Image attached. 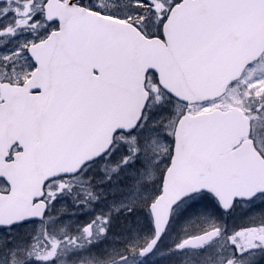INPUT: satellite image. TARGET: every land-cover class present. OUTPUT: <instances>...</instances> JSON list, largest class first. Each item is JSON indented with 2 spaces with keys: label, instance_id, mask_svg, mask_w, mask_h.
<instances>
[{
  "label": "water",
  "instance_id": "1",
  "mask_svg": "<svg viewBox=\"0 0 264 264\" xmlns=\"http://www.w3.org/2000/svg\"><path fill=\"white\" fill-rule=\"evenodd\" d=\"M44 11L46 20L58 22L59 28L29 47L36 65L31 77L18 85L0 81V164H11L0 166L10 186L0 193L4 228L42 219L45 204L33 202L43 196L46 182L100 158L116 133L136 127L149 98V71L177 99L205 102L225 94L264 52V0H183L170 13L164 41L74 0H48ZM224 24L231 36L210 33ZM218 115L189 117L179 124L163 192L151 206L156 235L142 255L153 251L181 200L210 191L228 211L235 199L250 195L264 180V159L251 142L214 162V150L225 141L233 146L249 133L241 112ZM215 121L221 126H214ZM15 145L20 151L7 162ZM212 160H221L218 164H226L229 174L241 180L217 183L212 176L201 181ZM216 234L192 237L179 249Z\"/></svg>",
  "mask_w": 264,
  "mask_h": 264
},
{
  "label": "rangeland",
  "instance_id": "2",
  "mask_svg": "<svg viewBox=\"0 0 264 264\" xmlns=\"http://www.w3.org/2000/svg\"><path fill=\"white\" fill-rule=\"evenodd\" d=\"M15 1L0 3V79L22 83L36 67L29 56V46L47 37L55 25L46 22L42 14L46 0H18L21 4ZM86 5L126 21L155 15L142 0H87ZM166 5L168 8L171 6L169 1ZM225 102L240 108L250 117L251 138L264 155L261 149H264V57L247 69L224 98L209 106H223ZM209 106H197L192 110L197 112ZM183 109L182 104L155 89L140 129L124 140L118 139L112 153L102 161L101 164H115L117 168L107 170L108 179L100 176L94 190L89 185L87 200H84L87 201V211L71 210L64 197L56 198L49 203L45 220L1 236L0 264H11L10 260L14 264V260L25 259L29 251L39 254L37 264H47L44 260L51 255L50 261L62 263L75 255L85 257L89 247L100 248L104 258H118L133 255L146 245L153 235L149 205L159 194L160 180L170 164L173 141L170 132ZM123 142L126 143L125 148L121 146ZM114 156L117 158L114 159ZM194 203L196 201L186 202L180 217L175 220L177 224H173L175 227L172 230L179 232L183 239L192 234L195 226L216 220L213 207L201 210L199 214ZM87 229L92 233H88ZM97 235L100 238L96 241ZM166 239L156 255L144 260L145 264L155 263L158 257L161 260L162 253L167 249ZM50 242H55L56 248L50 247ZM65 242L71 243V246ZM80 242L83 249L73 248L81 246ZM134 259L125 262L133 264ZM26 262L30 264L32 260Z\"/></svg>",
  "mask_w": 264,
  "mask_h": 264
},
{
  "label": "flooded vegetation",
  "instance_id": "3",
  "mask_svg": "<svg viewBox=\"0 0 264 264\" xmlns=\"http://www.w3.org/2000/svg\"><path fill=\"white\" fill-rule=\"evenodd\" d=\"M7 1L8 0H5L3 2L5 3ZM168 1H169V5H171L169 8L168 5H166V2ZM142 2L145 3L146 6H149V8L151 7L153 9V11L155 12L154 17H138L131 22L134 23L146 36L162 38L163 27L168 20L169 11L173 5L179 2V0H152V1L142 0ZM15 3L21 4L20 1L18 0H16ZM78 3L86 6L87 0H79ZM90 8L92 9V7ZM94 10H96V8H94ZM99 12L104 15L116 17L115 15L110 13H105L102 10H100ZM147 20H151V21H147ZM219 20L221 21V19ZM223 33L224 35L231 36L230 27H220V30L215 31L213 36L222 35ZM147 87L148 90L150 91L149 92L150 97H152V92L155 91V89H158V91L170 97L172 101L180 103L184 106L182 115L175 123L172 131L170 132V135L173 137V141L171 145L172 152H171V156L169 157L170 163L174 154V139H175L176 128L183 119L190 116L198 115L200 113H210L216 111L228 112L231 111L232 108V106L227 104L226 102L223 106L221 105L209 106V104H215L219 102L225 96L201 104H190V103L178 101L159 86L157 76L154 73L148 74ZM149 104L150 101L147 105L143 118L139 123L138 127L136 128V130L130 134H125V133L117 134L114 139L113 147L105 158H107L114 150V148L117 145L118 139L124 140L126 139V137H129L130 135L134 134L136 131L140 129V125L142 124L149 110ZM203 105H207L209 107H207L204 110L203 109L198 110L197 112L192 110L197 106H203ZM213 124L214 126L216 125L215 123ZM121 146L125 148L126 143L123 142ZM16 152H18L17 146L13 147L9 151V157L7 159V162L13 160V155ZM231 152H232L231 146H227L224 149H222L217 154V156L214 155L213 159L215 157H217L218 159L225 158L228 155H230ZM105 158L103 157L102 159H100L101 161L100 160L97 161L100 164H95L96 162L92 164H86L81 169L75 171L70 175L56 178L50 181L45 187V195L43 199L45 202H47L48 210L50 206L49 203L54 201L56 198L64 197V199L68 201L67 207L69 209L74 211L81 210V212H86L87 201L84 200H87V195H88L87 190L89 188V185L94 190L95 189L94 186L97 183L100 176L104 177L105 179H108L107 170L117 168L115 164H101ZM116 158L117 157L114 156V159ZM4 165L8 166L11 164H0V166H4ZM213 167L209 166L206 170V173L201 175L199 179L205 180L207 174L215 173V169H214L215 167L214 168ZM220 172L222 173V170H220ZM223 173L224 176L219 178L220 182L227 183L231 181L234 182L240 181L239 178H228L227 176H225L226 168H224ZM163 181L164 178L162 179V183L159 188L160 190L159 195L161 194L162 191ZM62 183L64 184V186L62 185V188L57 190V188ZM8 190L9 187L7 185L6 180L2 178L0 175V192L5 193ZM255 190H256L255 192H257L255 195H253L251 198H243L236 200L231 210L227 212L222 210L216 197L209 192H202L195 194L190 198L175 205L171 213V219L167 230L165 231L161 240L158 242L155 249L149 255L141 256L140 252L154 237L153 223L151 227L153 235L149 238L148 243H146V245L144 246H141L138 249V251H136L133 255L130 254L128 256L125 257L120 256L118 258L117 257L104 258L102 256L100 248L89 247L87 248L88 250L85 251V257L81 256L80 258V256L75 255L72 259L64 260L62 263H58L57 260L50 261V258L52 256L51 255L50 258L44 260V262L47 264H120L122 261H124L125 264H128L125 261L136 258L134 260L135 262H137V264H145L146 262L144 260L156 255L160 244L164 241L165 238H167L166 240L168 241V243H167L166 251L162 253L163 255L161 257V260L158 257V260L153 264H248V260L250 257L253 259L254 264H264V247H259V245H261V237H264V180L261 181L256 186ZM49 198H52L50 202L48 201ZM189 200L192 202L196 201V204L194 203L195 209L199 214L201 210H206V209L208 210L210 207H213L215 210L214 216L216 217V220L213 222L209 220L205 225L195 226V229L192 230V234L183 239L182 235L179 236L180 234L179 232H174L172 229L173 227H175L173 226V224L175 223L177 224L175 220H177L180 217L181 213L183 212L184 204ZM148 211L150 214V205ZM32 223H39V222L28 221L7 228L0 227V239L1 236L7 235L10 231H13L14 229L27 227ZM214 229L219 230L217 238L209 242L195 246L193 248L179 249V245H181L186 239L193 236L201 235L203 233H206ZM87 232L90 234L92 233L90 229H87ZM99 238L100 236L97 235L96 241ZM65 243L71 246V243L68 242ZM81 244L82 242H80L79 245ZM55 246H56L55 242H50V247L56 248ZM83 247L84 246L81 245L73 248L83 249ZM245 250H247V254L241 255V253H245ZM29 253L30 254L25 259L19 258L18 260H14L13 263L25 264L28 263L26 261L32 260L30 264H37L39 261V254L32 253L30 251ZM46 253H48V250L46 251ZM33 254L36 256L35 258H33ZM10 263L12 264L11 260Z\"/></svg>",
  "mask_w": 264,
  "mask_h": 264
},
{
  "label": "snow or ice",
  "instance_id": "4",
  "mask_svg": "<svg viewBox=\"0 0 264 264\" xmlns=\"http://www.w3.org/2000/svg\"><path fill=\"white\" fill-rule=\"evenodd\" d=\"M259 247H264V237H261V245H259ZM246 254H247V250H245V253H241V255H246ZM248 264H254V261L251 257L248 260Z\"/></svg>",
  "mask_w": 264,
  "mask_h": 264
}]
</instances>
